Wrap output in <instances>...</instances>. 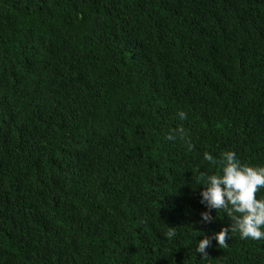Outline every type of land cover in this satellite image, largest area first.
<instances>
[{
    "label": "trees",
    "instance_id": "1",
    "mask_svg": "<svg viewBox=\"0 0 264 264\" xmlns=\"http://www.w3.org/2000/svg\"><path fill=\"white\" fill-rule=\"evenodd\" d=\"M224 151L264 166V0H0V264H264L195 253Z\"/></svg>",
    "mask_w": 264,
    "mask_h": 264
},
{
    "label": "clouds",
    "instance_id": "2",
    "mask_svg": "<svg viewBox=\"0 0 264 264\" xmlns=\"http://www.w3.org/2000/svg\"><path fill=\"white\" fill-rule=\"evenodd\" d=\"M177 115L181 120L185 118L183 111H178ZM175 132L176 135L169 133L164 139L172 141L178 136L185 140L186 150L191 151L192 145L185 139L184 130L178 128ZM202 158L215 163L219 171L202 178L198 202L205 211L200 213V222L211 221L210 210H221L230 223L211 236L196 241L195 253L206 256L205 249L211 240L222 246L229 234H238L242 240L264 239V197H256L258 190L264 188V166L243 164L233 151L222 152L218 160L209 153H204ZM165 235L171 238L175 233L169 228Z\"/></svg>",
    "mask_w": 264,
    "mask_h": 264
}]
</instances>
